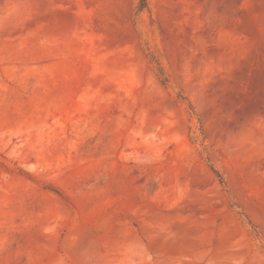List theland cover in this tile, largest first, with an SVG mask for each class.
Returning a JSON list of instances; mask_svg holds the SVG:
<instances>
[{
  "label": "rangeland",
  "instance_id": "374dc122",
  "mask_svg": "<svg viewBox=\"0 0 264 264\" xmlns=\"http://www.w3.org/2000/svg\"><path fill=\"white\" fill-rule=\"evenodd\" d=\"M0 0V264H264V0Z\"/></svg>",
  "mask_w": 264,
  "mask_h": 264
},
{
  "label": "trees",
  "instance_id": "16d2710c",
  "mask_svg": "<svg viewBox=\"0 0 264 264\" xmlns=\"http://www.w3.org/2000/svg\"><path fill=\"white\" fill-rule=\"evenodd\" d=\"M146 8V0H141V4H140V7H139V10H144Z\"/></svg>",
  "mask_w": 264,
  "mask_h": 264
}]
</instances>
